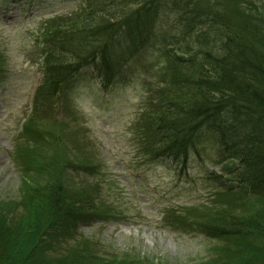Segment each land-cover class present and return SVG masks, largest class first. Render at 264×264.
I'll use <instances>...</instances> for the list:
<instances>
[{"label":"trees","instance_id":"1","mask_svg":"<svg viewBox=\"0 0 264 264\" xmlns=\"http://www.w3.org/2000/svg\"><path fill=\"white\" fill-rule=\"evenodd\" d=\"M84 2L67 17L68 27L44 38L58 58L43 61L42 95L54 98L86 67L103 86L125 82L123 74L137 68L130 64L157 41V26L172 33L167 56L181 67L160 85L151 154L185 162L199 131L214 129L220 162H230L227 178L218 180L230 199L213 220L196 225L216 242L208 264H264V0ZM190 42L194 49L179 56L174 46ZM58 143L65 148L64 140ZM45 167L37 166L40 182L0 204V264H113L99 254L97 240L79 231V225L108 221L113 213L100 211L94 202L99 198L88 189L69 186L50 169L45 175Z\"/></svg>","mask_w":264,"mask_h":264},{"label":"rangeland","instance_id":"2","mask_svg":"<svg viewBox=\"0 0 264 264\" xmlns=\"http://www.w3.org/2000/svg\"><path fill=\"white\" fill-rule=\"evenodd\" d=\"M15 1L22 0H7L0 10V204L12 203L24 188L40 182L36 169L46 163L45 175L50 169L69 186L88 189L99 198L94 202L100 211L113 213L108 221L79 225L113 264H208L216 242L196 225L213 220L230 199L218 183L227 178L230 162L217 159L214 129L196 135L200 158L190 157L188 174L180 178L147 155L153 149L150 124L160 85L181 67L167 56L172 33L157 26V41L130 64L137 68L123 74L125 85L114 83L104 91L87 68L60 95L45 98L40 47L49 60L58 55L40 45L41 37L68 27L65 14L80 0H29L19 6ZM174 48L183 58L194 49L192 42ZM31 93L38 94L36 104ZM64 166L84 169L65 171ZM86 168L90 175L82 173Z\"/></svg>","mask_w":264,"mask_h":264}]
</instances>
